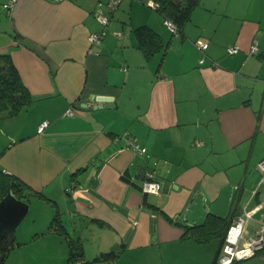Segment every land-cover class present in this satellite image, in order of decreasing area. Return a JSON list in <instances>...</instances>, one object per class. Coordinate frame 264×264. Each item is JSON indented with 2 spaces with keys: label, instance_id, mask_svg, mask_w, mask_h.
Segmentation results:
<instances>
[{
  "label": "crops",
  "instance_id": "crops-1",
  "mask_svg": "<svg viewBox=\"0 0 264 264\" xmlns=\"http://www.w3.org/2000/svg\"><path fill=\"white\" fill-rule=\"evenodd\" d=\"M8 1L0 0V54L32 102L0 117V172L52 217L11 249L49 238L65 264L71 238L85 264H211L221 238L199 242L184 228L264 201V0H201L177 35L151 1L121 0L113 13L108 0ZM143 25L166 44L148 59L133 32ZM103 29L101 43L89 44ZM230 46L238 52L228 55ZM147 173L158 194L141 191ZM262 211L261 203L254 214ZM255 221L249 234L264 214Z\"/></svg>",
  "mask_w": 264,
  "mask_h": 264
},
{
  "label": "trees",
  "instance_id": "trees-1",
  "mask_svg": "<svg viewBox=\"0 0 264 264\" xmlns=\"http://www.w3.org/2000/svg\"><path fill=\"white\" fill-rule=\"evenodd\" d=\"M147 1H151L154 5L155 11L159 13L163 20L172 22L176 27V33L180 34L185 24L190 20L192 11L199 5L201 0ZM133 32L136 36L138 47L147 59L151 58L156 52L165 49L166 44L161 35L149 26H139L135 28ZM171 34L174 35L173 33ZM31 102V94L23 85L19 72L10 55L0 54V117L14 116L23 108L29 106ZM10 189L18 199L27 203L29 202L30 196L33 194L20 181L0 172V200ZM234 203L235 202H233L232 207L235 205ZM54 217L55 218L49 226L48 232L56 230V225L54 224V221L57 219L56 214ZM233 218L234 215L232 214L225 217L208 214L202 224L186 226L184 228L183 236L194 238L199 242H205L210 238L219 237L221 238L219 241L221 249L226 229ZM67 242L68 258L65 264H72L76 260L83 261L79 242H76L71 238L67 239ZM218 254L214 257L211 264H217ZM6 257L7 255L5 258ZM4 260L1 264H3ZM82 264H85V262L83 261Z\"/></svg>",
  "mask_w": 264,
  "mask_h": 264
},
{
  "label": "built area",
  "instance_id": "built-area-1",
  "mask_svg": "<svg viewBox=\"0 0 264 264\" xmlns=\"http://www.w3.org/2000/svg\"><path fill=\"white\" fill-rule=\"evenodd\" d=\"M16 0H9L6 4L7 8L10 9L13 7ZM121 0H108L107 8L109 12L113 13L116 11L120 4ZM151 6L154 8L153 3ZM97 20L101 24L102 27H106L109 22V17L105 14L98 13ZM164 24L169 29L171 33L177 35L176 27L172 22L168 20H164ZM105 34V30H101L99 32L91 33L88 35V43L91 45L100 44ZM201 51H204L208 48V43L198 42ZM239 50L238 46H230L227 47L226 52L228 55H234ZM257 52L256 42H253L249 49V54H255ZM200 63L204 62V58H201ZM69 114H72L71 111H67ZM45 123L40 126V129ZM135 139L128 134L125 137L126 146L132 147L136 150H139ZM141 152H144L145 149H140ZM258 169L264 174V158H262L257 163ZM261 182L264 183V177H262ZM161 189V184L154 179L152 173H147L142 180L141 183V191L144 194H158ZM256 192H253V196H255ZM264 204V201L261 202ZM261 203H259L255 208L245 210L243 215H239L234 217L230 224L228 225L223 244L219 251L217 257V264H233L239 262L241 260L259 255L261 259H264V223H261V226L258 230L254 231L252 234L248 233V221L253 220L254 213L259 210ZM82 260H76L72 264H82Z\"/></svg>",
  "mask_w": 264,
  "mask_h": 264
},
{
  "label": "rangeland",
  "instance_id": "rangeland-1",
  "mask_svg": "<svg viewBox=\"0 0 264 264\" xmlns=\"http://www.w3.org/2000/svg\"><path fill=\"white\" fill-rule=\"evenodd\" d=\"M134 1H139L141 4L143 3L144 5L148 3L147 0ZM124 3L125 1L123 2V5ZM168 39H170V36H168ZM116 115L118 114H112L113 117ZM109 117L110 116L107 115V118ZM260 191L264 193V185L261 186ZM28 204L29 210L27 215L16 227L15 238L18 241L26 240L27 238L32 237L35 232H43L48 227L50 218H52L47 215V210L45 208L37 207L35 202H28ZM251 206H253V204H251L249 208ZM261 213L264 214V211H262ZM261 213L254 214L253 219L259 220ZM251 225H253V220L248 221V228H251ZM217 244V240L212 242V245L216 246ZM31 253H34L33 259L35 260V262L38 263H33V259L30 257L32 255ZM62 258L63 249L60 244L57 242H53L49 238H44L42 241L37 242L36 244L29 246L28 248H25L21 251H18L16 248H12L11 250H9L3 264H43L45 262H48V264H63ZM237 264H264V259H261V257L256 255L241 260Z\"/></svg>",
  "mask_w": 264,
  "mask_h": 264
},
{
  "label": "water",
  "instance_id": "water-1",
  "mask_svg": "<svg viewBox=\"0 0 264 264\" xmlns=\"http://www.w3.org/2000/svg\"><path fill=\"white\" fill-rule=\"evenodd\" d=\"M96 101H109L107 97H96ZM100 107V106H98ZM144 169L141 171L143 177ZM29 210V204L18 199L10 189L0 200V264L12 247L15 230Z\"/></svg>",
  "mask_w": 264,
  "mask_h": 264
}]
</instances>
